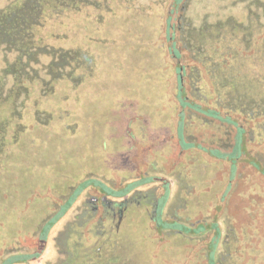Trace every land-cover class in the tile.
I'll return each instance as SVG.
<instances>
[{"label":"rangeland","instance_id":"374dc122","mask_svg":"<svg viewBox=\"0 0 264 264\" xmlns=\"http://www.w3.org/2000/svg\"><path fill=\"white\" fill-rule=\"evenodd\" d=\"M172 1L131 0L132 6L130 5L129 10L127 6H120L115 15L106 19V24L110 27L115 23L121 25L118 29L121 42L117 45L103 46L82 44L91 50L96 48L100 50L101 56L96 58L98 73L86 81L82 87L75 89L71 85L62 86L59 89L60 93L52 95V99L48 96L51 99L49 102L68 100V102L77 103V108H79L77 110L80 114L78 123L80 124V131L84 130L80 133L82 138L85 137L90 142L89 147L87 146L88 152L85 151V155H83L76 151L74 154L64 156L57 151L59 138L51 143L46 142L45 148L41 147L40 149L42 155L47 154L45 151L53 152L54 158H59L55 160L56 165L70 166L72 169L67 171L55 170L56 176L51 178L49 175L45 176L40 172L35 174L26 164L28 158L32 156L26 145L20 146L19 152L14 153L13 150H10L8 167L2 175L0 173V264H66L70 259L76 261L73 264H89L88 259H93V257L86 256V253L90 254L89 256L95 255V253L100 254V248H102L103 254L109 253L108 255H110L112 249L104 245L106 236L101 237V233L107 228L102 224L85 221L78 211L80 207L79 198L74 203L64 201L68 196V189L48 190L46 192L44 189L39 193L33 192L46 188L44 181H49V178L51 181L68 182L72 177L71 183H75L83 179L86 171H93L89 176L91 177L89 181L92 182L103 178L104 176H100L102 173L110 179H114L115 182L120 181L121 176L129 173L122 171L111 175V159L121 161V166L126 164L129 167L132 164L129 159L135 154L133 135H135L136 141L139 140V137L141 139V128L146 129V132H143L146 135V133L152 132L151 128L154 126L162 128L167 125L164 135L173 132L175 135L177 133L178 138L181 139L178 123L182 121L184 124L187 115L186 110H184V114L178 116L173 113L176 116L171 120L172 113L167 110L171 106V102L167 100L164 93L168 86V78L172 74L171 66H173L178 71L176 70L175 77V69H173L172 85L180 86L182 82L184 84L183 95L184 93L187 95L188 72L190 73L191 67L196 63L182 48L181 42L178 40V33L172 27L175 25L178 9L173 7V13H169L171 8H169V4ZM255 1L264 0H193L186 12L187 21L194 26H199L205 18L210 22L229 17L245 21L249 8L259 12L256 8L258 3ZM5 2L8 0H0V12L5 7ZM136 6L140 9H137ZM156 9L158 10L156 11ZM170 15L169 23L167 19ZM77 18L78 16L73 20H80ZM79 18L86 22L94 21L93 18L88 19L86 15L84 17L79 16ZM161 22H163V27L158 33V37L164 38L168 43L166 49L155 37V27L157 30L158 26H161ZM166 50L167 53H165ZM17 56V52L0 36V93L3 97L11 94L14 83L11 72ZM50 59L57 63L61 57L56 54ZM166 59L171 66L166 62ZM42 61H45V57ZM25 62L29 75H35L45 70L41 63L34 60ZM60 69L67 71L68 68L61 67ZM255 69L254 71L257 73L262 71L260 67ZM199 85L201 87L205 85V91L206 89L210 92L212 90L211 84L206 81L199 83ZM37 98L39 95L34 91L29 101L33 103ZM48 98L44 100H49ZM26 100L27 92L22 90L17 101L19 110L22 109ZM201 105H203L202 108L205 112L209 109V106H205L203 103ZM60 106L63 105L60 104ZM9 110L6 103L0 106L1 115L6 114ZM73 123L76 122L73 121ZM81 125H86L87 129ZM212 130L213 128L209 126L199 127L195 125L188 127L186 133L198 134L200 131L211 133ZM186 133L185 126H183L181 135L185 149L190 146L184 137ZM245 137L243 134L242 142ZM141 142L146 146L148 144L143 140ZM90 146L93 149L91 151ZM170 146L171 144L168 146L165 144L158 145L159 151H157L155 158L149 156V162L142 165L139 171L143 173V171L149 170L151 167L149 163L155 159L159 165L165 164L164 161L168 156L170 150L168 147ZM103 147L109 151L108 154L103 151ZM186 152L184 153L186 155L181 157L184 159L182 164L174 168L176 172H180L179 174L174 172L175 176L171 178L177 177L179 182L175 183L174 189L170 186V192L173 194L175 192L171 198L170 213H168L170 215L161 222L163 227H160L167 231L181 228L188 230L189 234L188 227L196 221V216L199 213L211 215L212 218L219 216L223 206L216 201L214 192L226 187L228 177L226 174L224 176L216 175L218 166L216 163H211L214 161H211L212 159L205 154L206 152H198L197 149ZM106 156H108V169L102 171L100 168H91V166L100 164L96 159L105 163ZM168 162L172 163L170 159ZM119 169L122 170L123 168L119 166ZM162 175L165 176L166 174ZM166 176L170 178V175ZM217 177H221L223 181L220 185L214 186L213 183L218 179ZM129 180L127 179L125 182ZM115 182H110V184ZM52 187L55 188V186ZM168 190L167 187H163L162 192L163 194L166 192V194L163 195L161 204L168 200ZM208 190L210 195L206 193ZM82 192L83 189L78 188L72 199ZM20 193H22V199L25 202L28 199L33 205L38 206L29 209L25 205L20 206L19 203L22 201L19 196ZM47 193H54L56 197L51 198V200L43 198ZM63 194L65 196H62ZM16 197L19 198L15 199ZM70 202L72 203L71 206L69 205ZM180 207L183 210L181 212L183 217L190 215L186 222L183 220L186 225H180L173 220V213L179 211L178 208ZM165 209L164 204L159 209L160 214L165 213ZM150 218L146 212V207L142 210L132 207L127 212L119 230L112 236L113 242L116 244L112 248H115L119 254V263L114 264H210L201 249L211 245L213 232L210 234L209 241L206 242L187 240L173 234L164 239L166 240L165 245L159 246L151 231L152 228L156 227L157 222ZM237 223L244 228L250 222L238 221ZM158 234L161 236L162 233L158 232ZM238 235L240 241L233 245V250H237L236 256L241 257L235 259L237 263L264 264V235L260 236L257 232L250 230L249 227L246 230H240V226ZM246 239L249 241L252 239V244L248 243ZM219 244L220 242L217 243V246ZM251 245L252 247H250ZM240 250L242 253L238 252ZM215 251L216 248L210 246L211 264H218L215 261ZM96 258H94L95 262L103 264L95 260Z\"/></svg>","mask_w":264,"mask_h":264},{"label":"trees","instance_id":"16d2710c","mask_svg":"<svg viewBox=\"0 0 264 264\" xmlns=\"http://www.w3.org/2000/svg\"><path fill=\"white\" fill-rule=\"evenodd\" d=\"M255 3H258L256 8L259 12L249 8L247 20L245 21L229 17L224 20L210 22L205 18L199 26H194L189 24V22L180 26L179 41L181 46L186 53L188 52L190 59L196 65L191 67L190 73L188 72L187 90L185 89L188 93L183 95L184 84L182 82L180 86L172 85L173 69H175V77L178 69L173 68L166 59V62L171 66L172 74L168 78V86L164 94L167 100L171 102V106L168 107L171 108L168 110L172 113L171 120L176 115L184 114L182 109L187 112L184 124L182 121L178 123L181 139L178 138L177 133L175 135L173 132L164 135L167 125L162 127L164 128L163 130L159 126H154L151 128L152 132L146 133V135L143 133L146 132V129L140 127L141 139L139 137V140L136 141V137L133 135L135 154L129 159L132 164L129 167L126 164L121 166V161H113L112 159L110 164L111 175L122 171L129 173L120 178V181L125 182L127 179L140 175L138 173L141 172L138 171L137 166L141 164L142 167V165L149 162L154 146H162V144L168 146V144H171L168 147L170 149L169 159L172 161L173 167L177 168L184 160L181 157L186 155L180 153L181 144L183 143L181 135L183 126H185V133L188 127L195 125L213 128L211 133H203L201 131L198 134L186 133L184 137H186L190 146L187 149L183 146V149L189 151L197 149L198 152H206L205 154L212 159L211 161H214L211 163H216L218 166L216 175H227L228 183L226 187L214 192L216 201L223 206L219 216L212 218L211 215L199 213L196 216V221L188 227L189 234L188 230L181 228H179L182 230L181 233L174 229L173 231H167L163 228H161L162 231L160 232L157 226L152 228L151 231L159 246L165 245L166 240L164 239L173 234L187 240L206 242L209 241L210 234L213 232L214 237L212 236L211 238L212 243L210 246L216 248L215 261L218 264H239L236 260L241 257L236 256V249L233 250V245L240 241L238 235L239 226L240 230H246L249 227L250 230L257 232L260 236L264 235V1H255ZM109 5V11L100 12L104 16L105 23L106 19L115 15L120 7L113 1ZM130 5L132 6L131 0L121 4V6H127L128 10ZM92 7L94 6L91 0H13L6 6V9L3 8L0 12V36L18 54L11 72L14 82L11 94L3 97L0 93V106L6 103L10 109L6 114H0L1 175L8 167V159L11 155L10 150H13L14 153L19 152L20 146L23 147L24 143L25 145H30L33 141L32 137L28 136L27 131L22 130L21 119L23 110L17 108V101L22 90L27 92V100L24 101L25 106L26 104H32L29 99H31L34 91L37 92L39 98L33 103L35 105L40 104V106L46 108L40 118L48 120V124H61L64 122L60 121L62 118L66 121L68 120L69 123L76 122L73 124L78 126L77 133L70 139H76L77 143L82 147L81 151L79 149L76 151L85 155V147H89L90 142L85 137H81L80 132L84 130L80 131V124L78 123L80 114L77 111L79 109L77 108V103L68 102V100L62 102L49 101H51L52 95L60 93L59 89L62 86L71 85L77 89L98 73L96 58L101 56L100 50L98 48L91 50V48H86L82 44L103 46L117 45L121 42L118 30L121 25L118 23L111 25V27L107 24L114 31L106 37H118L119 39L116 42L109 40L108 43L102 44L88 40L89 31H85L83 26H80L86 21L79 18V16L84 17L86 10ZM142 10L144 11V9ZM95 15L97 16L98 12L93 13L88 19L94 18ZM73 16L74 18L78 16L77 19L80 20L74 21ZM160 25L157 30L155 27V37L166 49L168 43L164 38L158 37V33L163 27V22ZM75 29H78L82 35ZM74 33H78V35L75 37L73 36ZM168 49L170 50L169 47ZM165 53H167V50ZM56 54L61 57V60L57 63L52 62L50 59ZM44 57L45 61L43 62L42 59ZM33 60L41 63L45 69L41 72L44 75L41 73L29 75L25 61L31 62ZM61 67H67L68 69L67 71L61 70ZM256 67H260L262 71L255 72ZM90 69L92 74L89 73ZM205 81L211 84V92L207 91V89L205 91V85L202 87L198 86L199 83ZM178 92L180 97L182 96L181 98ZM46 98L49 100H44ZM199 102L209 106V109L206 110L207 113ZM60 104L63 106H60ZM62 108L71 109V112L75 113V115L65 116L63 113H66L67 110H62ZM164 110L166 111V109ZM173 113H176V115ZM6 118L12 120L11 125H6ZM82 127L87 129L86 125ZM243 134L246 137L242 142ZM67 137L69 136H64L65 139H68ZM166 139L168 140L167 144ZM142 140L148 142L147 146L141 142ZM153 141L156 143L153 144ZM36 142L37 140L34 143V148L31 149L32 157H35ZM28 149L30 150L29 146ZM58 159L50 160L52 165H56L55 160ZM96 160L101 163L100 159ZM119 166L123 169L120 170ZM61 167L56 170L67 171L72 169L70 166ZM86 172L90 173L87 175L89 177L93 171ZM143 172L151 177L155 174L152 167ZM40 173L45 176L49 175L50 178L55 175V171L47 172L43 170ZM100 176H104V179L108 177L104 173ZM50 178L49 181H44L46 188L36 190L33 193H39L44 189L45 192L48 190L69 189L73 185L71 183L72 177L68 182L51 181ZM108 180L112 182V178L108 177ZM217 181L219 183H216ZM221 181L223 179L220 177L213 185H220ZM52 186H55V188ZM206 193L209 194L210 191L208 190ZM19 196L22 199V193ZM62 196H65V194ZM55 197L54 193H47L43 196V198L49 200ZM18 198L16 197L15 199ZM24 202L22 199L19 205L22 207L25 205L27 209L38 206L36 204L33 205L28 199L27 202ZM179 211L180 213L183 212L181 207ZM188 218H190V215H187V217H183V214L182 216L174 215L173 220L180 223V225H186L183 220L186 222ZM238 221L250 223L243 228L241 224L237 223ZM221 228L225 229L221 230ZM158 232L162 233L161 236ZM113 234L107 233L105 237L104 245L112 249L110 255H108L109 253L107 255L103 254L102 248L99 249L100 254L95 253V255L89 256L90 254L86 253V256L93 257V259H88L89 264H98L94 261L95 257H97L95 260L103 264L119 263V254L115 248H112L116 246L112 239ZM246 241L252 244V239L250 241L246 239ZM218 242L220 244L217 246ZM210 246L203 247L201 252L204 253L208 263L211 264ZM238 252L242 253L241 250ZM73 262L76 263L74 259H70L66 264H73Z\"/></svg>","mask_w":264,"mask_h":264},{"label":"flooded vegetation","instance_id":"af4514ba","mask_svg":"<svg viewBox=\"0 0 264 264\" xmlns=\"http://www.w3.org/2000/svg\"><path fill=\"white\" fill-rule=\"evenodd\" d=\"M12 0H8V2H5L6 5L4 9H6V6L11 3ZM94 7L86 10V17H90L93 13L98 12V15L93 18V22H85L83 24H80V26H83V29L85 31H89L87 35V38L89 41L98 42V43H108L109 40L112 42H116L117 38L114 37H106L107 35H110L114 30L112 28H109L107 24L104 21L103 12L110 10V2L113 1L116 4L120 5L125 1L130 0H91ZM156 0H150V2H155ZM174 1V2H173ZM171 4H169V13H173V7L178 8L177 9V17L175 25L172 27L175 28L176 32L178 33V40H180V26L183 24H187V17L186 12L193 0H173ZM173 3V4H172ZM137 9H140V7L136 6ZM150 8H152L150 6ZM145 9H147L145 7ZM102 12V13H100ZM171 18V15L167 19L169 22ZM170 23V22H169ZM78 31V29H75ZM79 33V31H78ZM78 33H74L73 36H77ZM80 34V33H79ZM82 35V34H80ZM172 38L174 36H171ZM94 57V55H92ZM91 56V57H92ZM92 57V59H93ZM89 73L92 74L91 69L89 70ZM171 108H167V110H170ZM23 114L21 119V126L23 131H27L28 136L30 135L32 137V143L30 145H26V148L28 146L30 147V151L32 148H34V143L37 140V146L35 147L34 156H30L28 160L26 161V164L28 168H31L34 172H41L43 170L49 171H55L56 169H59L61 166L59 165H52V160L54 158L53 153H47L46 155H42L40 152L41 147L45 148L46 142H52L56 138H59V143L57 145V151L60 154H65L67 156L71 155L74 151L78 150L81 151L82 147L77 143L76 139H70L73 135L77 133L78 126L77 124L69 123V121L65 120L64 118L60 119V121H64L67 123H61V124H55L51 125L48 124V120H45L43 118H40L41 115L45 112L46 108L40 106V104H26L22 107ZM62 110H67L66 113H63L65 116L70 117L74 116L75 113L71 112V109L68 108H62ZM159 110V109H158ZM184 111V109H182ZM182 111V113H183ZM169 112V111H168ZM187 113V112H186ZM48 114V113H46ZM6 125H11V119H5ZM182 123V122H181ZM57 131V132H55ZM35 132V133H34ZM64 136L68 139H65ZM62 139V141H60ZM166 139V144H167ZM16 142V141H14ZM181 142V140H180ZM23 143V141H22ZM155 144L156 142H152ZM25 145V143H24ZM93 150L90 146V151ZM180 153L182 155L186 152L185 149H183V143L181 144ZM85 151L88 152L87 147H85ZM104 152H108L107 149L103 147ZM158 147H153V153L151 154V157L155 158V155L157 153ZM50 152V151H45ZM170 152V150H169ZM165 158V164L169 161V153L168 156ZM108 156H106V162H101L99 165L91 166V168H100L102 171L109 168L108 166ZM167 159V160H166ZM51 160V161H50ZM98 161V160H97ZM161 164L159 165L158 161L152 160L150 162V166L154 169V175L147 176L144 172L143 174L138 173L140 175H137L136 177L130 179L127 182L123 181H116L112 179V183L110 184L108 179H100L95 182L89 181V175L90 173L86 172L85 176L82 180H79L68 189V196L64 199L69 201H72L74 203L78 198L80 200L78 211L82 215V217L85 219V221L89 223L94 224H102L104 225L105 229L101 233V237L104 238L107 233H110L111 235L114 232H117L120 228L121 223L124 221V219L127 216V212L133 207L138 208L142 210L144 207H146V212L149 214V217L153 219V221H156V226L158 227V231H162L161 227L163 220L167 218L170 214V205H171V198L175 194L170 192V186L174 189L175 183L179 182V179L176 177L175 179H172L171 177L175 176L174 167L171 162H168V164ZM138 171L141 168V164L138 166ZM64 168V167H61ZM174 171V172H173ZM92 172V171H91ZM180 171L176 172L179 174ZM174 173V174H173ZM162 174L170 175V178L168 176H163ZM168 180V181H167ZM168 188V194L167 197L168 200L166 203L162 202L163 195L165 196L166 192H162V189ZM78 188H82L83 192L78 195L76 198L72 199L75 196V191L78 190ZM167 194V195H168ZM72 199V200H71ZM71 202L69 205L71 206ZM165 204V213L160 214L159 209L163 207ZM162 205V206H161ZM180 209V208H179ZM175 216H182V213L180 211H175L173 213ZM176 222V221H175ZM160 223V225H159ZM163 227V226H162ZM178 233H181V229H177Z\"/></svg>","mask_w":264,"mask_h":264}]
</instances>
